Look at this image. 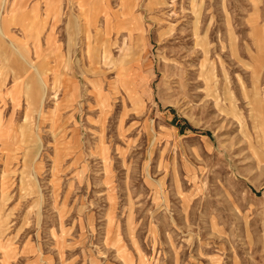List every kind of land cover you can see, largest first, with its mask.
Returning a JSON list of instances; mask_svg holds the SVG:
<instances>
[{"label":"rangeland","instance_id":"obj_1","mask_svg":"<svg viewBox=\"0 0 264 264\" xmlns=\"http://www.w3.org/2000/svg\"><path fill=\"white\" fill-rule=\"evenodd\" d=\"M58 1L0 0V264H264V0Z\"/></svg>","mask_w":264,"mask_h":264},{"label":"crops","instance_id":"obj_2","mask_svg":"<svg viewBox=\"0 0 264 264\" xmlns=\"http://www.w3.org/2000/svg\"><path fill=\"white\" fill-rule=\"evenodd\" d=\"M59 2H60V0L57 2L56 5L60 7ZM95 3H98V5L100 6V10H98V14H97V12L96 13H93L92 12L90 15L88 13L86 14V16L85 15H81L82 16V19H83L82 23H83L84 27H86V28L92 27V24L94 26L96 25L97 27H99V23H100L99 22V14H102V8H101L102 6H101V3H99V1H96ZM104 12H105L104 13V20H105V22H107L106 10H104ZM83 16H84V18H83ZM77 18H79V17H77ZM98 31H99V29H98ZM101 54H102V50H101ZM101 54H100V51H99L98 57H97V59H99L98 62H100V60H101V62L103 61V56Z\"/></svg>","mask_w":264,"mask_h":264},{"label":"bare ground","instance_id":"obj_3","mask_svg":"<svg viewBox=\"0 0 264 264\" xmlns=\"http://www.w3.org/2000/svg\"><path fill=\"white\" fill-rule=\"evenodd\" d=\"M0 35H3L2 26L0 25ZM4 36V35H3ZM37 72V71H36ZM38 74V73H37ZM39 75V74H38Z\"/></svg>","mask_w":264,"mask_h":264}]
</instances>
